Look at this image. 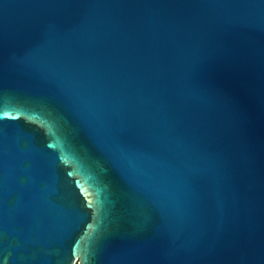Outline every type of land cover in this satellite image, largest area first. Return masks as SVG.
I'll return each mask as SVG.
<instances>
[{
  "label": "water",
  "instance_id": "95a60500",
  "mask_svg": "<svg viewBox=\"0 0 264 264\" xmlns=\"http://www.w3.org/2000/svg\"><path fill=\"white\" fill-rule=\"evenodd\" d=\"M0 264H264V0H0Z\"/></svg>",
  "mask_w": 264,
  "mask_h": 264
}]
</instances>
